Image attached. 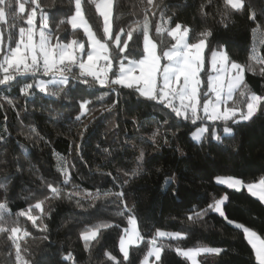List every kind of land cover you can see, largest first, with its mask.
Instances as JSON below:
<instances>
[{
    "label": "trees",
    "instance_id": "16d2710c",
    "mask_svg": "<svg viewBox=\"0 0 264 264\" xmlns=\"http://www.w3.org/2000/svg\"><path fill=\"white\" fill-rule=\"evenodd\" d=\"M202 2L204 0H156L167 10V15L173 16V23L181 22L197 31L204 26L211 27L213 47L217 42L224 44L232 59L249 63L253 44L259 45L264 35L260 32L253 35L246 13L235 15L228 28L218 23L219 16L215 20L212 16L204 20L198 14V6ZM248 2L257 11L258 19H264L260 16L264 0ZM40 3L50 17L55 14L57 21H66L65 14L73 7L70 0H40ZM213 4L222 6V0H213ZM145 7L146 0H114L113 30L131 26L142 31ZM85 17L98 38L102 37L103 22L94 4L85 5ZM6 19L8 23L0 22V26L5 43L12 44L8 39L9 34L15 33L18 38V27L26 25L17 21V27L11 28V17ZM149 19H153L150 14ZM150 34L160 39L154 27ZM58 35L65 42L73 38L84 40L82 31L73 30L67 23L60 25ZM163 39L164 43L158 44L159 50L172 44L166 33ZM258 51L264 55V47ZM125 55L130 59L139 58L142 55V43L139 47L131 46ZM246 80L252 90L258 94L264 92V80L260 76L247 72ZM24 82H31V78L17 77L12 86H0V134L7 136L9 141L0 144V182L6 175L11 177L7 194L0 189V203H6L8 212L12 214L8 227L20 226L31 233L19 241L25 258L31 259L33 264H110L106 262L103 252L111 251L118 259H122L119 236L122 229L127 227V216L134 215L144 239L138 247L130 248L132 264H140L157 229L186 234L183 239L156 237L157 243L165 246L162 253L164 264H189L177 255L175 249L202 246L227 250L219 257H201L202 264H255L242 231L213 212L198 222H189L187 213L193 205L203 208L213 197L219 198L227 193L229 199L224 210L228 218L249 227L264 238V205L246 191L235 192L217 185L214 180L215 176L231 175L253 181L264 175V116L254 118L252 122L232 125L234 136L224 137L222 144L215 141L209 143L207 139L200 144L195 143L190 137L195 125L183 120L178 122L180 127L175 136L168 125H163L153 140L151 136L156 131V125L150 122L155 118L162 123L169 111L155 110L149 106L151 102H140L135 95H127V89H121L125 94L119 97V104L107 111L106 108L117 98L108 88L102 89L97 85L89 87L73 81L76 86H69L70 91L66 87L67 95L61 93L59 98L38 91L35 96L25 98L20 93ZM49 87L51 90L55 86ZM101 95L103 100L99 99ZM82 101L89 102V112L82 117L83 125L88 130L84 134L82 151L77 154L75 145L81 143L79 132L83 129L80 122L74 121V117L79 114ZM171 115L169 123L175 120L174 115ZM133 120L143 127H134ZM219 133L223 135L222 125ZM165 139L168 143H165ZM140 149L145 152V160L138 174L133 176L131 171L136 168L135 157ZM58 157L64 158L65 166L71 172V182L62 186L60 197L45 202L44 207L50 211V218L45 219L48 239L43 240L40 237L44 234L33 228L26 217H19L16 213L26 209L30 203L43 199L47 189L42 185L41 177L47 181H53L55 177L57 183L63 179L56 171ZM4 161L9 162L7 171ZM16 161L22 167L19 174L11 166ZM108 172L117 178L116 182L112 176L106 175ZM171 176H175V180L165 185V178ZM117 184L123 185L125 203L130 210L123 216L117 214L119 201L114 195L120 190ZM73 185H78L82 193L95 194L100 190L101 198L93 201L81 195L68 199ZM77 200L87 211L76 206ZM91 203H95V207H89ZM102 221L113 226L101 229L98 242L92 241L91 250L86 251L80 233L86 227ZM8 234L0 233V264H12L14 261L15 250L11 241L7 240ZM68 254L73 259L64 261L62 257Z\"/></svg>",
    "mask_w": 264,
    "mask_h": 264
},
{
    "label": "snow or ice",
    "instance_id": "6c2138e0",
    "mask_svg": "<svg viewBox=\"0 0 264 264\" xmlns=\"http://www.w3.org/2000/svg\"><path fill=\"white\" fill-rule=\"evenodd\" d=\"M71 7L65 15L67 20H56L55 14L51 17L42 7L40 0H0V22L7 24L6 17H11V28L17 27V21H22L25 26L18 27V38L15 33H10L8 39L12 44H5L4 34L0 32V86H12V82L17 77H30L31 82H24L20 87V93L25 98L36 95V91L49 97L59 98L61 93L67 95L66 87H75L78 84L100 88H108L116 94V99L111 102L106 110L111 111L119 104V97L125 93L121 89H127L129 96L135 95L140 102H151L149 106L157 111L168 109L165 119L161 123L152 119L150 123H155L156 131L152 133L151 139H155L157 133L163 125H168L173 130V136L179 130V121H188L192 125H197L190 133L191 139L200 144L207 139L222 144L224 137L234 136L232 125L252 122L254 118L264 116V92L257 93L252 90L246 80V73L258 75L264 80V55L258 49L264 47V39L259 45L253 44L249 63H240L232 59L227 50V46L219 42L213 47V29L208 26L202 27L199 31L191 26L175 22L173 16L167 15V10L156 3V0H146L145 17L143 19L142 31L129 26L119 30H113V0H70ZM94 4L95 10L103 18V36H97L92 26L85 17V5ZM215 8L216 11H211ZM247 14V20L251 22L253 35L260 32L264 35V19H258L257 11L248 0H222L220 4H213V0H204L198 6V14L207 20L209 16L215 20L219 16L218 23L224 28L229 27V23L235 15ZM39 14V30H37V16ZM150 16L153 19H149ZM158 16V18H157ZM260 16L264 17V9L260 10ZM50 23L52 26H50ZM71 25L73 30L83 29V34L87 40L71 39L65 42L58 35L59 27L63 24ZM139 24V22H136ZM154 27L155 39L150 32ZM171 37L174 41L170 46L158 51V44H163V35ZM39 37L37 40L36 37ZM142 43V55L136 59H130L131 46L139 47ZM14 45V46H13ZM166 61V62H165ZM254 62V63H252ZM115 67V71H114ZM78 69V73L74 72ZM204 73L206 81L201 77ZM41 77H48L44 80ZM91 78V79H89ZM19 83V81H18ZM50 85L55 86L50 90ZM69 87V91L71 90ZM264 87V85H262ZM35 90V91H34ZM103 95L99 97L103 100ZM12 104L11 100L7 101ZM88 101L79 104V114L74 117L75 122H80L83 129L79 132L81 143L75 145L77 154L82 151L84 134L88 130L83 125L82 117L89 112ZM159 106V107H157ZM174 114L175 120L169 123ZM5 119H7L5 117ZM210 121L211 125L203 122ZM134 127H143L136 120H133ZM222 125L221 135L217 128ZM7 131V129H5ZM34 131V129H33ZM207 134V135H206ZM8 137L0 134V144H7ZM165 143L168 140L165 139ZM23 147V146H21ZM71 147V146H70ZM104 151H107L105 149ZM181 155L183 151L177 148ZM2 155V153H0ZM145 160V152L139 150L135 157L136 168L131 171V175L138 174ZM5 171L9 166L8 161L3 162ZM17 174L22 172V167L16 161L11 165ZM74 167V165H73ZM56 171L63 177L59 183L54 177L53 181H47L41 177L42 185L47 192L43 199H38L30 203L26 209L16 213L19 217H26L31 222L33 228L44 235L40 238L48 239V225L45 219L50 218V211H46L45 202L61 196L62 186H67L71 182V172L65 166L64 158H57ZM127 174V173H126ZM112 176L111 172L106 173ZM11 177L5 176L0 182V189L7 194ZM114 182L117 178L112 176ZM175 180V176L166 177L165 185ZM215 183L223 185L235 192L246 191L248 195L254 197L261 205H264V175L253 181H246L235 176H215ZM120 188L114 195L119 203L118 215L123 216L130 212L125 203V192L123 185L117 184ZM50 193L51 195H48ZM104 193L103 195H107ZM91 198L93 201L101 198L100 190L95 194L92 192L82 193L78 185H73L72 192L67 198L81 196ZM175 195V192H173ZM27 199V197H26ZM227 193L219 198L213 197L212 201L203 208L193 205L187 213L189 222L202 221L209 212H213L222 217L229 225L242 231L243 239L251 248L255 264H264V238L249 227L228 218L225 214L224 205L228 201ZM123 205V208H120ZM78 208L87 211L86 208L76 201ZM95 207V203L89 204ZM100 214V210H97ZM11 213L8 212L7 204L0 203V233H9L7 240L11 241L14 247V261L12 264H33L29 258L22 255V248L19 241L31 235L26 229L20 226L8 227L11 220ZM113 225L108 222H100L86 227L80 233V239L84 242L86 251H90L92 241H97L101 236V229H107ZM116 227H120L116 225ZM156 237L183 239L186 237L182 232H166L157 229L154 238L149 241L146 255L140 260V264H164L162 253L164 245H157ZM144 239L137 228V218L134 215L127 216V227L122 229L119 236V253L122 259H118L111 251L105 250L103 255L106 262L110 264H132L130 260V248L139 245ZM178 256L186 258L191 264H197L196 257L203 254H213L221 256L227 250L221 247H194L175 249ZM11 256V251L9 252ZM153 258V259H150ZM64 261L73 259L71 254L63 256Z\"/></svg>",
    "mask_w": 264,
    "mask_h": 264
},
{
    "label": "rangeland",
    "instance_id": "374dc122",
    "mask_svg": "<svg viewBox=\"0 0 264 264\" xmlns=\"http://www.w3.org/2000/svg\"><path fill=\"white\" fill-rule=\"evenodd\" d=\"M113 10H114V0H113ZM102 18V17H101ZM102 22H103V18H102ZM112 24H113V16H112ZM71 26V25H70ZM37 30H39V14H38V16H37ZM76 30H80V31H82V34H83V29H76ZM94 31V30H93ZM0 32H2V29H1V26H0ZM83 36H84V34H83ZM171 38V37H170ZM36 39L38 40L39 39V37H38V35H37V37H36ZM87 40V37H85L84 36V41H86ZM172 41V40H171ZM172 43H174V41H172ZM5 44H10L9 42L8 43H5ZM171 45V44H170ZM170 45H168V46H170ZM165 50H166V47H165ZM158 51H159V48H158ZM0 59H2V52H0ZM166 62V61H165ZM201 75V77L206 81V79H207V77L205 76V74L204 73H201L200 74ZM50 86H52V85H50ZM167 111H169L168 109H166ZM174 115V114H173ZM201 121H197V125H201ZM205 125H211V123L212 122H210V121H205V122H203ZM197 125H195V128L197 127ZM195 128H194V130H195ZM217 131L219 132V127L217 128ZM223 186V185H222ZM158 239H164V238H160V237H157ZM262 238V237H261ZM142 243V241L139 243V244H141ZM157 245L159 246V244L157 243ZM150 246V245H149ZM148 246V247H149ZM210 247V246H209ZM148 250V249H147ZM146 253H147V251H146ZM146 253H145V255H146ZM205 255H208V256H214L213 254H203V255H200V256H197L196 257V260H197V264H202L201 263V257H203V256H205ZM184 258V257H183ZM150 259H153V258H150ZM184 259H186V258H184ZM187 260V259H186ZM188 261V260H187ZM189 262V264H191V262L190 261H188Z\"/></svg>",
    "mask_w": 264,
    "mask_h": 264
},
{
    "label": "built area",
    "instance_id": "2783aa9c",
    "mask_svg": "<svg viewBox=\"0 0 264 264\" xmlns=\"http://www.w3.org/2000/svg\"><path fill=\"white\" fill-rule=\"evenodd\" d=\"M73 71H74V72H77L78 69H74ZM43 78H48V77H43ZM89 79H91V78H89ZM97 86H99V85L97 84Z\"/></svg>",
    "mask_w": 264,
    "mask_h": 264
}]
</instances>
